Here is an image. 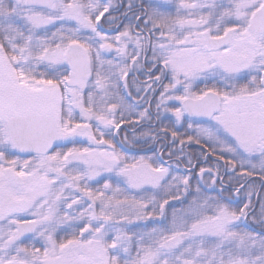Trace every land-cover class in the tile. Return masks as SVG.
I'll use <instances>...</instances> for the list:
<instances>
[{"label": "snow or ice", "instance_id": "snow-or-ice-1", "mask_svg": "<svg viewBox=\"0 0 264 264\" xmlns=\"http://www.w3.org/2000/svg\"><path fill=\"white\" fill-rule=\"evenodd\" d=\"M0 264H264V0H0Z\"/></svg>", "mask_w": 264, "mask_h": 264}, {"label": "flooded vegetation", "instance_id": "flooded-vegetation-1", "mask_svg": "<svg viewBox=\"0 0 264 264\" xmlns=\"http://www.w3.org/2000/svg\"><path fill=\"white\" fill-rule=\"evenodd\" d=\"M192 147H193V149H196V148H198V146H195V145H193Z\"/></svg>", "mask_w": 264, "mask_h": 264}, {"label": "rangeland", "instance_id": "rangeland-1", "mask_svg": "<svg viewBox=\"0 0 264 264\" xmlns=\"http://www.w3.org/2000/svg\"><path fill=\"white\" fill-rule=\"evenodd\" d=\"M123 135V134H122Z\"/></svg>", "mask_w": 264, "mask_h": 264}]
</instances>
